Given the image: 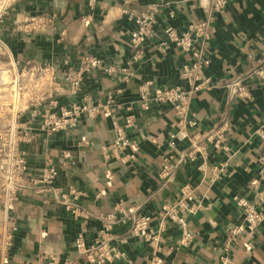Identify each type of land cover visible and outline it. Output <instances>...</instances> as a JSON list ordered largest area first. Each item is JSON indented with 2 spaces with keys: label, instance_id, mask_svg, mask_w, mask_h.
<instances>
[{
  "label": "crops",
  "instance_id": "0c3cea01",
  "mask_svg": "<svg viewBox=\"0 0 264 264\" xmlns=\"http://www.w3.org/2000/svg\"><path fill=\"white\" fill-rule=\"evenodd\" d=\"M130 1L137 5L154 0H18L0 22V39L26 81H31L32 68L46 66H52L61 81L68 66L66 59L78 63L84 53L101 57L106 65L128 66L133 75L126 81L121 72L108 75L96 69L86 74L77 95L63 93L59 97L62 103L80 101L85 95L96 101L109 90L118 92L112 109L122 116L133 114L135 124L127 131L138 144L133 160L124 158L130 149L112 154L109 147L114 130L106 113L83 115L71 130L40 134L34 141L23 143L29 165L26 181L38 177L48 163L58 166L57 183L83 192L78 203L87 217H74L51 194L38 192L39 185L29 183L31 187L19 190L11 210L19 229L9 264H50L49 255L56 256L55 264H87L77 254L74 240L82 233L92 242L102 226L101 214L118 211L131 217L155 215L161 203L176 198L185 182L196 185L204 208L189 219L191 244L166 253L163 264H216L226 228L240 221L235 195L247 198L264 212V138L256 133L264 120V82L249 77L264 56V0H228L227 7L215 15L206 43L210 64L201 70L210 82L191 104L198 120L195 131L228 123L229 150L210 146L207 158L181 163L173 180L166 184L159 178L161 157L172 150L169 136L176 115L171 104H154L144 110L139 103V85L145 79H153L161 87L183 83L180 69L189 54L175 46L162 52L158 43L166 39L165 26L184 29L190 22L206 18L210 8L200 0H171L176 17L169 19V7L162 8L154 26L156 36L147 44L144 55L133 60L129 39L133 24L121 12ZM33 16H46L50 22L37 31L14 26L17 17ZM7 17L11 22L7 23ZM235 79L249 87L248 96L232 94L227 85ZM31 125L36 128L39 121ZM185 147V142L178 141L174 155ZM222 162L226 167L216 176L213 167ZM202 163L204 169L199 168ZM166 223L165 250L181 236L180 227L170 220ZM157 224L156 220L155 227ZM130 226L131 222L117 224L113 242L127 252L129 264H152L151 245L131 236ZM231 256L239 264H264V222L257 231L240 237L232 246Z\"/></svg>",
  "mask_w": 264,
  "mask_h": 264
},
{
  "label": "built area",
  "instance_id": "2783aa9c",
  "mask_svg": "<svg viewBox=\"0 0 264 264\" xmlns=\"http://www.w3.org/2000/svg\"><path fill=\"white\" fill-rule=\"evenodd\" d=\"M18 0H2L0 8V22L6 11ZM210 8L209 15L201 20L192 21L184 29L173 25L165 26L163 32L166 39L159 41L158 49L168 51L171 46L189 54L180 69L183 83L172 86H157L153 79H145L139 85V103L144 110L152 105L171 104L176 115L174 131L170 133L169 144L171 151L162 155L160 180L166 184L173 180L176 170L181 163L196 161L199 157L207 158L208 149L213 146L219 151L227 152L228 123L223 122L207 131H195L198 127L196 114L191 111V104L198 92L208 87L209 78L202 76L201 70L210 64L206 43L210 39V26L216 14L224 10L228 0H200ZM171 0H154L145 4L128 2L122 7V14L133 24L130 30V44L134 48L133 60L140 59L145 52L147 44L156 36L154 29L158 12L169 7L168 17H176L177 11L171 6ZM50 22L46 16H33L27 19H14V26L18 30L37 31L43 29ZM1 47L6 44L0 39ZM14 70V77L5 83L0 82V98L16 99L11 109V121L6 126H0V212L2 216V229L0 231V264H9L10 253L14 244L19 224L11 210L14 202L19 198V190L30 184L38 186V192L51 194L57 204L62 205L74 217H87L78 201L83 192L69 186L65 188L57 183L59 167L48 163L38 177L26 181L25 174L29 165L27 151L22 148L19 139L15 138L16 130L25 131V142L34 141L40 134L52 135L60 131H68L76 127L83 115L95 117L101 113L109 115L114 130V140L109 147L112 154L118 155L127 149L124 158H136L137 142L128 134V128L135 124L133 114L120 115L112 107L117 102V93L109 90L103 99L93 100L90 95H85L80 101L62 103L60 95H77L82 87L86 74L99 69L111 75L121 72L123 80L130 79L133 73L128 66L114 63L105 64L104 60L90 53H84L78 63L72 58L66 59L68 65L61 81L56 77L52 66L32 68L31 81H26L23 71H20L15 61L10 63ZM37 73V74H36ZM252 80L264 82V56L257 62L249 73ZM29 82V83H28ZM232 94L242 97L249 95V87L240 79H235L227 85ZM22 90L23 102L19 110ZM4 99V98H3ZM21 102V103H22ZM9 103V104H12ZM0 105V111H3ZM18 111L22 112L23 119L18 122ZM20 117V116H19ZM39 121L35 128L31 123ZM6 130V131H5ZM5 131V133H4ZM195 131V132H194ZM256 133L264 138V120ZM21 141V140H20ZM185 142L186 147L174 155L177 142ZM264 165V156L262 158ZM222 162L213 167L216 176H219L226 167ZM204 163L199 168L204 169ZM30 183V184H29ZM31 187V185H30ZM197 187L191 182H185L178 188L176 198L160 204L155 215L151 213L137 214L133 217L126 212L111 211L100 215L102 226L97 237L88 242L84 234L79 233L74 240L77 254L83 257L87 264H129V256L125 250L113 242V230L119 223L131 222L130 235L140 237L150 244L153 249L152 264H163L165 254L180 247H188L193 240V232L189 228V219L204 208L203 200L196 194ZM234 200L240 210V221L226 228V240L218 256L216 264H239L232 256V246L247 232H255L264 222V212L247 198L235 195ZM47 203L51 200L46 199ZM158 221L155 227L154 222ZM170 220L181 228V236L175 245L164 249L165 230L167 221ZM50 264H55L56 256L49 255Z\"/></svg>",
  "mask_w": 264,
  "mask_h": 264
},
{
  "label": "rangeland",
  "instance_id": "374dc122",
  "mask_svg": "<svg viewBox=\"0 0 264 264\" xmlns=\"http://www.w3.org/2000/svg\"><path fill=\"white\" fill-rule=\"evenodd\" d=\"M1 2H2V0H0V8H1ZM10 59H11V57H10V54L7 51L6 47H1V45H0V82L4 83L3 86H6L7 83H5V82H7L11 79L10 78L11 73L14 74V70L10 66L11 65L10 63L12 62V61H10ZM21 99H22V90H21L20 98H18V101H20V106L18 107L19 110L23 106V102L21 101ZM13 101L15 104L16 99H13L12 97L8 98V99L6 97L0 98V105H3V107H4L3 111H0V126H2V127L6 126L7 122L11 121V117H12L11 109L13 108L12 107ZM9 103H12V104H9ZM21 113H23V111L22 112L18 111V122L23 119V115H21ZM5 131H4V133H5ZM25 137H26V135H25L24 130H22V129L16 130L15 138L17 140L20 138L19 143L21 144V146L23 143H26L25 141H23V139Z\"/></svg>",
  "mask_w": 264,
  "mask_h": 264
},
{
  "label": "trees",
  "instance_id": "16d2710c",
  "mask_svg": "<svg viewBox=\"0 0 264 264\" xmlns=\"http://www.w3.org/2000/svg\"><path fill=\"white\" fill-rule=\"evenodd\" d=\"M10 20H11L10 18H8V17L6 18L7 23L11 22Z\"/></svg>",
  "mask_w": 264,
  "mask_h": 264
}]
</instances>
